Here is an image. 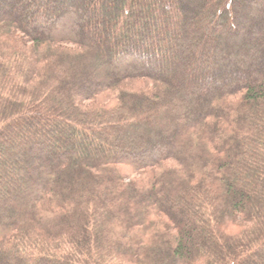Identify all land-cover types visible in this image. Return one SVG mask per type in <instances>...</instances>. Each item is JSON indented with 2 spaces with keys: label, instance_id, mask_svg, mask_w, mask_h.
I'll list each match as a JSON object with an SVG mask.
<instances>
[{
  "label": "trees",
  "instance_id": "16d2710c",
  "mask_svg": "<svg viewBox=\"0 0 264 264\" xmlns=\"http://www.w3.org/2000/svg\"><path fill=\"white\" fill-rule=\"evenodd\" d=\"M0 264H264V0H0Z\"/></svg>",
  "mask_w": 264,
  "mask_h": 264
}]
</instances>
